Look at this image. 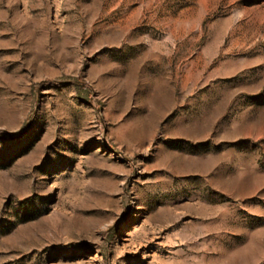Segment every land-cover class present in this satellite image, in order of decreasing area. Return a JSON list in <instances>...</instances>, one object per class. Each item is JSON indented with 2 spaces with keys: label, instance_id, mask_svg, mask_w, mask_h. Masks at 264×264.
<instances>
[{
  "label": "rangeland",
  "instance_id": "rangeland-1",
  "mask_svg": "<svg viewBox=\"0 0 264 264\" xmlns=\"http://www.w3.org/2000/svg\"><path fill=\"white\" fill-rule=\"evenodd\" d=\"M0 264H264V0H0Z\"/></svg>",
  "mask_w": 264,
  "mask_h": 264
}]
</instances>
